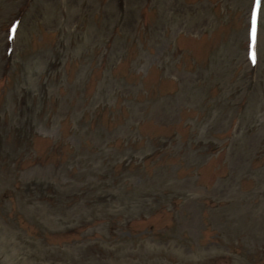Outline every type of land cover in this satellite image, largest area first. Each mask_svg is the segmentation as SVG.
I'll list each match as a JSON object with an SVG mask.
<instances>
[{"label": "rangeland", "instance_id": "rangeland-1", "mask_svg": "<svg viewBox=\"0 0 264 264\" xmlns=\"http://www.w3.org/2000/svg\"><path fill=\"white\" fill-rule=\"evenodd\" d=\"M0 264H264V0H0Z\"/></svg>", "mask_w": 264, "mask_h": 264}]
</instances>
